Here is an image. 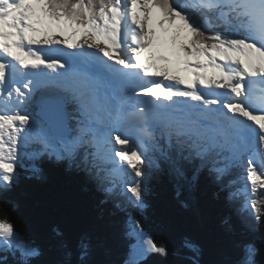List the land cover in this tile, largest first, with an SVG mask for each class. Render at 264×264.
<instances>
[{"label":"snow or ice","instance_id":"snow-or-ice-1","mask_svg":"<svg viewBox=\"0 0 264 264\" xmlns=\"http://www.w3.org/2000/svg\"><path fill=\"white\" fill-rule=\"evenodd\" d=\"M44 161L128 213L127 251L106 259L97 231L38 243L6 212L0 264H205L200 244L170 251L132 215L158 174L178 197L207 179L258 231L264 0H0V200ZM237 249L216 264H264L253 242Z\"/></svg>","mask_w":264,"mask_h":264},{"label":"trees","instance_id":"trees-1","mask_svg":"<svg viewBox=\"0 0 264 264\" xmlns=\"http://www.w3.org/2000/svg\"><path fill=\"white\" fill-rule=\"evenodd\" d=\"M40 167L39 176L21 172L17 187L7 199L0 200V218L11 213L18 229L38 243L53 237V229L70 238L82 231H97L104 238L105 258L119 262L130 243L123 235L126 212L115 209L111 203L101 204L99 195L81 176L46 162ZM146 184L147 207L132 215L141 221L146 233L158 243H166L170 251L188 237L204 249L205 264L234 256L241 242H253L264 252V223L256 232L247 230L237 205L227 202L224 193L207 179L202 177L179 197L166 174L150 176ZM156 259L149 257L143 264H154ZM176 259L170 258L169 264H176Z\"/></svg>","mask_w":264,"mask_h":264},{"label":"rangeland","instance_id":"rangeland-1","mask_svg":"<svg viewBox=\"0 0 264 264\" xmlns=\"http://www.w3.org/2000/svg\"><path fill=\"white\" fill-rule=\"evenodd\" d=\"M58 167H61L62 168V166H58ZM63 169V168H62Z\"/></svg>","mask_w":264,"mask_h":264}]
</instances>
